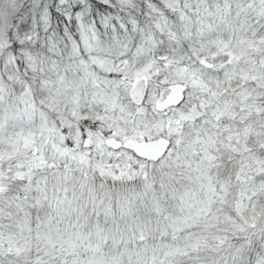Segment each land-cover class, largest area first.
<instances>
[{
    "label": "snow or ice",
    "instance_id": "snow-or-ice-1",
    "mask_svg": "<svg viewBox=\"0 0 264 264\" xmlns=\"http://www.w3.org/2000/svg\"><path fill=\"white\" fill-rule=\"evenodd\" d=\"M0 264H264V0H0Z\"/></svg>",
    "mask_w": 264,
    "mask_h": 264
}]
</instances>
